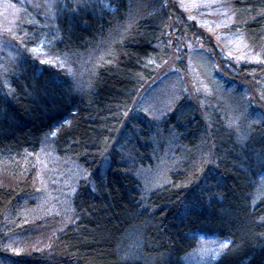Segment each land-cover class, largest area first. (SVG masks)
<instances>
[{"label": "trees", "instance_id": "16d2710c", "mask_svg": "<svg viewBox=\"0 0 264 264\" xmlns=\"http://www.w3.org/2000/svg\"><path fill=\"white\" fill-rule=\"evenodd\" d=\"M9 2L20 17L0 42V264H180L201 236L227 241L212 264H264V119L231 124L223 101L240 96L237 85L213 75L224 98L183 93L156 119L135 105L168 56L167 32L183 29L182 10L168 0L161 11L142 0ZM226 4L223 37L263 64L264 0ZM205 48L210 66L231 73L220 43ZM43 147L70 174L64 203L63 184L37 180ZM164 153L162 185L146 189L140 175L158 176ZM26 155L36 162L23 165ZM48 188L46 214L38 193Z\"/></svg>", "mask_w": 264, "mask_h": 264}, {"label": "rangeland", "instance_id": "374dc122", "mask_svg": "<svg viewBox=\"0 0 264 264\" xmlns=\"http://www.w3.org/2000/svg\"><path fill=\"white\" fill-rule=\"evenodd\" d=\"M28 1L36 7L41 5L47 7L54 0H50L49 3L47 0ZM142 1L145 5H149L151 9L161 11L160 0ZM227 1L229 0H168V3H173L184 13L183 29L182 31L173 29V32H167L168 56L156 70L157 72L153 79L140 91L139 96L135 100V105L154 117L153 119L168 112L180 94L183 93L194 102H196L195 94L199 92V89L209 91L212 89L216 91L220 99L224 98L226 91H224L214 76L222 78L223 81H230L231 84H236V88L240 91V96L237 97H235L237 95L235 92L227 91L226 101H223L231 124L236 126L238 123V125L247 127L252 122H261L264 119V63L259 62L256 57L246 55V50L243 48H237L232 34V38H230V35L223 37L228 30L229 24L233 21L232 15L228 12ZM130 2L137 8L140 0H130ZM19 17L20 9L15 4H11L9 0H0V42L5 44L11 38L12 34L9 31L15 27ZM188 26L192 30L188 29ZM199 38H203V46L201 43H196L193 46L192 42ZM210 42L221 44L226 58L231 61V66H225L231 73L227 72L217 62H215L214 67L210 66L205 54L199 51V47L206 49V43ZM192 46L193 49L191 48ZM250 63L252 68H254L253 73L247 71L244 73L239 69V66L250 65ZM253 82L259 84V86L255 84L259 89L253 86ZM168 140L169 144L166 146V150H173L172 139ZM49 143L50 139H47L45 141L46 148L50 147ZM45 147L43 148L46 152L41 155L40 160L37 162L39 165L35 172L37 180L41 182L42 180L55 178L59 186L63 184L62 197L58 200L60 203H64L65 200L63 198L66 195L65 187L67 184L65 180L70 179V174L69 172L63 174L62 168H60L61 171L55 168L58 160L52 155L51 150L47 151ZM169 157V155L164 153L161 157V162L154 166L158 176L154 173L155 170L148 168L144 171V174L140 173L146 189L154 185L155 187L162 185L163 177L168 172ZM22 162L25 165L29 162H36V160L35 157L26 155ZM27 169L30 170L31 167ZM79 176H81V173L77 170H74L71 175L74 180ZM62 177H64L63 183L60 181ZM48 196L51 198L49 199ZM38 197L43 198L40 201V208L45 211L44 213L48 214L51 211L48 206L51 200L55 198V193H52L50 188H48L46 192L40 193L39 191ZM47 200L48 203L45 205ZM38 240L40 241V239ZM226 246L227 241L224 239L201 236L197 239L195 249L184 255L180 264H212L213 260L219 256Z\"/></svg>", "mask_w": 264, "mask_h": 264}]
</instances>
